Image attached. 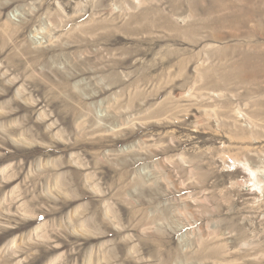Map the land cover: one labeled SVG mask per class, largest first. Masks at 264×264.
Wrapping results in <instances>:
<instances>
[{
	"label": "rangeland",
	"instance_id": "obj_1",
	"mask_svg": "<svg viewBox=\"0 0 264 264\" xmlns=\"http://www.w3.org/2000/svg\"><path fill=\"white\" fill-rule=\"evenodd\" d=\"M0 264H264V0H0Z\"/></svg>",
	"mask_w": 264,
	"mask_h": 264
}]
</instances>
